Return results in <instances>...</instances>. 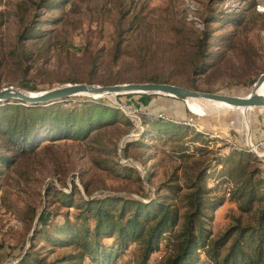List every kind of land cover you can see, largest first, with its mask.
I'll return each instance as SVG.
<instances>
[{
	"label": "rangeland",
	"instance_id": "374dc122",
	"mask_svg": "<svg viewBox=\"0 0 264 264\" xmlns=\"http://www.w3.org/2000/svg\"><path fill=\"white\" fill-rule=\"evenodd\" d=\"M39 1L0 0V89L38 94L65 80L83 82L95 66V80L159 74L185 86L195 81L201 91L247 96L264 73V0H63L52 10L37 8ZM31 21L47 31L23 47L18 35ZM206 28L211 58L205 71L194 73L198 39ZM20 47L28 55H21ZM72 99L64 108H80L82 102ZM94 99L118 107L121 118L85 137L45 135L16 155L13 165L0 164V264H18L41 213L63 223L66 215L74 218L83 197L158 198L174 202L183 213L182 194L175 197L168 186L186 193L204 168L212 198L226 199L212 211L213 236L239 223H257L264 203L258 200L246 212L232 196L246 178L264 180V107L243 113L206 101L197 114L188 101L166 95ZM159 118L179 127L160 136L149 122ZM134 140L141 144L126 150ZM60 191L72 193L76 206H66ZM168 243L164 239L155 259ZM44 245L49 259L74 249ZM136 248L131 244L116 264L134 260ZM85 264L91 263L86 259Z\"/></svg>",
	"mask_w": 264,
	"mask_h": 264
},
{
	"label": "trees",
	"instance_id": "16d2710c",
	"mask_svg": "<svg viewBox=\"0 0 264 264\" xmlns=\"http://www.w3.org/2000/svg\"><path fill=\"white\" fill-rule=\"evenodd\" d=\"M62 1L40 0L36 5L37 8L52 10L59 8ZM29 24L18 35V42L23 47L28 40L42 37L47 31L36 24L33 25L32 21ZM209 37L210 30L206 28L198 39V55H196L198 60L194 62V73H202L209 65L207 60L211 58ZM21 49V55H28L26 48ZM94 73H96L95 66L90 76L83 82L111 85L151 81L181 85L173 78L159 74L138 78L117 75L95 80ZM67 82L81 81L69 79L62 83ZM186 87L199 90L195 81H191ZM77 98L75 97L78 102H82L80 108L75 106L68 109L64 108L63 104L73 100L72 98L51 105L37 106H27L19 100L1 102L0 135L4 136V142L0 146H4V150L0 149V164L13 165L17 160L16 155L24 153L28 147L35 146L36 142L45 135H51L53 138L85 137L101 125L114 123L121 118L122 111L118 107L101 105L92 97ZM125 119H128L129 123L132 122V119L126 115ZM149 122L157 128L160 136L162 132L167 131V128L176 131L174 127H179L163 118ZM162 124L165 128H162ZM139 141L129 142L126 150L130 146L141 144ZM181 147L185 149V145ZM12 150L15 156L7 152ZM208 177L207 168L202 169L195 180L188 184L186 193L182 192L180 186H168L175 197H180L182 194L185 208L183 213H180L174 202L168 200L150 198L145 201L116 195L83 197L77 206L78 211L74 214V218L66 215L63 223H58L53 217L49 218L45 213H41L37 224L32 228L31 246L19 259L18 264H85L86 259L91 264H116L118 258L127 252L131 244H137L135 259L123 264H201L202 261H206L207 264H263L264 205L256 224L239 223L215 237L210 227L214 217L213 212L222 206L226 199L223 196L212 198L213 188L207 184ZM263 182L262 179L246 178L238 185L232 199L240 201L244 211H252L256 201L264 203V191L260 193ZM49 187L51 186L48 185ZM59 195L66 206H76L72 193L60 191ZM208 209L213 212L209 213ZM35 218L36 214L33 220ZM111 238H113L112 242H106ZM164 239L169 242L168 250L155 259L154 254L161 250ZM45 242L51 246L74 249L49 259L42 253Z\"/></svg>",
	"mask_w": 264,
	"mask_h": 264
},
{
	"label": "water",
	"instance_id": "95a60500",
	"mask_svg": "<svg viewBox=\"0 0 264 264\" xmlns=\"http://www.w3.org/2000/svg\"><path fill=\"white\" fill-rule=\"evenodd\" d=\"M264 83V73L254 83V87L247 96H232L223 93H214L192 89L186 86L160 82H125L111 85L89 84L86 82L66 83L40 91L39 95L19 88L5 87L0 89V103L19 100L27 106L51 105L67 98L93 97L97 95L123 94H157L174 97L183 101L190 99L211 100L225 102L237 107H264V96L258 93Z\"/></svg>",
	"mask_w": 264,
	"mask_h": 264
},
{
	"label": "bare ground",
	"instance_id": "6f19581e",
	"mask_svg": "<svg viewBox=\"0 0 264 264\" xmlns=\"http://www.w3.org/2000/svg\"><path fill=\"white\" fill-rule=\"evenodd\" d=\"M258 93L263 95L264 96V83L262 84V86L259 88L258 90ZM40 93L38 94H33V95H39ZM98 96H103V95H97ZM189 102V109L194 112V113H197V114H201L203 112V108H204V103L203 102H206V101H210V102H215L217 103L218 105H221V106H224V107H228V108H236V109H239L240 111H242L243 113H246V111H248L250 107H237V106H232L228 103H225V102H218V101H211V100H197V99H190V100H187Z\"/></svg>",
	"mask_w": 264,
	"mask_h": 264
}]
</instances>
